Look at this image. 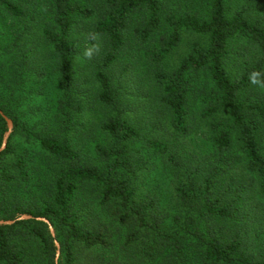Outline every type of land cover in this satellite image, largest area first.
<instances>
[{"label": "trees", "instance_id": "obj_1", "mask_svg": "<svg viewBox=\"0 0 264 264\" xmlns=\"http://www.w3.org/2000/svg\"><path fill=\"white\" fill-rule=\"evenodd\" d=\"M51 1L53 24L43 35L59 62L61 110L68 116L70 110H82L74 100L77 46L70 35L80 19L92 18L97 11L74 0ZM202 1L204 12L184 13L168 7V0H98L101 16L95 28L111 48L94 74L100 86L98 97L113 109L119 107L122 98L109 69L127 41L144 47L149 62L157 66L175 51L187 32L206 38L205 42L195 41L173 70L154 72L160 103L171 113L177 133L187 131L188 84L193 72L207 71L216 88L207 99L205 115H226L223 122L213 123V141L220 157L212 171L198 184L188 172V183L179 186L183 216L175 217L174 226L165 229L149 217L148 207L135 199L130 144L140 142L154 153L165 155L170 149L167 143L115 113L101 123L102 130L112 138L110 147L99 146L112 162L105 169L79 166L68 126L59 134L47 129L36 134L0 103V109L15 124L8 145L0 153V219L34 216L0 224V264H60L61 260V264H264V247L255 248L264 240L249 232L250 222L244 223L241 215L242 194L249 184L229 181L217 190L236 132L245 167L257 175L258 191L264 196V100L253 97L259 88L249 80L253 72H259V79L264 80V20L253 16V0H244L236 7L234 0ZM0 5L14 16L32 18L26 8L12 0H0ZM158 34L160 39L156 38ZM7 128L0 113V147ZM19 136L40 149L38 155L44 152L61 164L71 163L60 164L50 180L43 177L42 170L32 176L33 155L13 145ZM170 159L176 164L173 155ZM120 169L126 174L118 175ZM20 189H28L30 199L23 197ZM39 192L46 195L37 203L33 200ZM196 206L198 211L193 210ZM103 215L105 219L99 217ZM36 217L48 219L56 237L49 222ZM108 222L130 226V231L126 237L118 235ZM223 222H241L247 227L231 223L235 230L222 236ZM56 238L63 253L59 263ZM187 243L196 245L198 256L188 255Z\"/></svg>", "mask_w": 264, "mask_h": 264}, {"label": "rangeland", "instance_id": "obj_2", "mask_svg": "<svg viewBox=\"0 0 264 264\" xmlns=\"http://www.w3.org/2000/svg\"><path fill=\"white\" fill-rule=\"evenodd\" d=\"M12 1L26 8L32 18L14 16L0 5V103L11 115L19 118L21 124L33 129L36 134L45 132L46 129L59 134L68 126L76 153L75 162L79 166L105 169L108 163L112 162V158L104 156L99 151V146L110 147L112 138L102 130L101 123L115 113L137 125L144 133L167 143L170 147L169 153L159 155L143 143L134 142L130 144L131 152L128 158L134 172L136 203L148 207L147 212L152 220L165 229H171L175 217L183 216L179 192L181 182H185V185L188 183L189 172L194 176V184H198L212 171L220 157L213 141V123L223 122L226 115L215 117L205 115L204 112L209 107L207 99L216 92V88L207 71L193 72L190 74L188 84L187 131L183 134L177 133L172 126L171 113L160 103L154 72L173 70L183 55L190 51L195 41H206L205 36L187 32L175 51L157 66L149 62L144 47L133 40L127 41L118 52V59L109 69L114 86L122 98L119 107L113 109L99 100L100 86L94 77L97 66L103 62L104 55L111 49L108 42L101 35L99 52L91 59L84 56L85 49L95 43L88 38V33H97L95 28L101 16V5L98 0H74L95 7L97 13L92 18L80 19L70 35L77 46L74 100L82 106V110H70L68 116H63L59 62L52 44L43 35L44 30L51 28L53 24L52 1ZM243 1L234 0L233 4L236 7ZM168 3V7L177 8L179 12L184 13L206 10L202 0H168ZM252 14L255 18L264 20V1L253 0ZM156 38L160 39V34ZM253 97L264 100V90L259 88ZM14 128L15 124L13 130ZM236 134L233 133V147L226 155V171L219 177L217 190L221 191L229 181L237 185L249 184L246 192L242 194L241 215L245 217L244 223L246 220L250 222L249 232L264 240V196L258 191L257 175L245 167V159ZM13 145L21 152L33 155L32 176L42 170L43 177L50 180L53 172L60 167L61 162L58 159L45 156L43 151L44 154L38 155L37 151L40 149L31 146L25 136L16 138ZM171 155L174 156L176 164L171 161ZM68 163L71 162H62L61 165ZM124 174L125 170H118V175ZM20 190L23 197L30 199L28 189ZM45 195L46 192H39L37 200H32L39 203ZM193 210L198 211L197 206ZM99 217L105 219L104 215ZM231 223L223 222L224 229L219 235L226 236L235 230L232 224L237 227L241 222ZM49 225L50 230L52 227L55 231L50 222ZM104 225L105 223H98L97 226ZM108 225L121 236L126 237L130 231V226H116L110 222ZM244 227L247 226L244 224ZM205 230L208 232L206 227ZM222 232L224 234H221ZM53 236L56 237V231ZM55 243L59 244L56 256L59 263L63 257L62 246L57 238ZM256 246V249L263 248L264 241ZM186 247L188 255L198 256V249L194 243H187ZM130 249L134 250L133 245ZM165 254L164 258L167 255Z\"/></svg>", "mask_w": 264, "mask_h": 264}, {"label": "clouds", "instance_id": "obj_3", "mask_svg": "<svg viewBox=\"0 0 264 264\" xmlns=\"http://www.w3.org/2000/svg\"><path fill=\"white\" fill-rule=\"evenodd\" d=\"M88 38L95 43H92L89 47H87L84 51V56L88 59H91L95 54H97L101 48V34L90 32L88 33ZM260 73L253 72L249 76L250 83L256 85L261 90H264V80L259 79Z\"/></svg>", "mask_w": 264, "mask_h": 264}, {"label": "water", "instance_id": "obj_4", "mask_svg": "<svg viewBox=\"0 0 264 264\" xmlns=\"http://www.w3.org/2000/svg\"><path fill=\"white\" fill-rule=\"evenodd\" d=\"M0 113L2 114V116L5 118L6 122H7V131L5 132V135H4V138H3V143L0 147V153L6 148L7 146V142H8V139H9V136L13 130V126H14V122L13 120L7 116L2 109H0ZM30 218H34L33 215L31 214H24L20 217H18L17 219H9V220H4V219H0V224H13L15 223L17 220H20V219H30ZM37 219H40V220H45V221H49L48 219L44 218V217H36ZM51 232L53 235H55V231L54 229L51 227ZM57 247L59 248V244L56 243Z\"/></svg>", "mask_w": 264, "mask_h": 264}]
</instances>
